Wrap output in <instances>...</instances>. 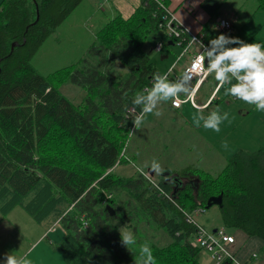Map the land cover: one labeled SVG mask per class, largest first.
<instances>
[{
  "label": "trees",
  "instance_id": "obj_1",
  "mask_svg": "<svg viewBox=\"0 0 264 264\" xmlns=\"http://www.w3.org/2000/svg\"><path fill=\"white\" fill-rule=\"evenodd\" d=\"M81 1L0 2V214L19 205L36 222L56 221L64 232L57 247L65 264H138L145 242L154 264H206L188 243L198 223L191 215L221 192V225L264 241V148H239L215 172L196 163L165 166L153 186L144 172L124 176L113 169L126 160L131 101L157 74L144 49L147 37L162 29L157 1L140 0L130 14L109 17L78 62L47 74L32 65L42 42ZM225 1L201 0L200 6L214 15ZM246 1L253 14H264V0ZM207 30L203 25L209 44L216 33ZM246 33L249 40L254 36ZM66 81L85 90L82 101L60 91ZM216 92L209 104L235 100L218 86ZM122 226L135 245L122 244ZM156 234L166 240L153 241ZM251 256L243 261L252 264Z\"/></svg>",
  "mask_w": 264,
  "mask_h": 264
},
{
  "label": "rangeland",
  "instance_id": "obj_2",
  "mask_svg": "<svg viewBox=\"0 0 264 264\" xmlns=\"http://www.w3.org/2000/svg\"><path fill=\"white\" fill-rule=\"evenodd\" d=\"M233 3L235 5L238 4L236 0L233 1ZM109 4L110 1L105 2L101 0L100 3L99 0H82L75 6L64 21L56 27L54 32L42 42L32 57V65L37 71L41 74H47L56 68L76 63L79 61L78 59L80 57L86 56L89 45L95 39L96 32L101 25L107 21L106 19L110 17L107 14L106 19L103 18V14L109 12H103V8H107ZM229 4L232 5V3ZM245 6L244 4L237 14V18L235 19L236 24L239 23V15L243 13V8ZM232 7L234 10L238 9L234 5H232ZM245 9L249 10L248 8ZM232 19L231 17V20ZM231 27L233 28L232 23ZM228 31L229 30H226L223 34L229 36ZM236 31L237 28L233 32L236 33ZM244 31H246V26ZM158 39L163 40L160 50L154 48ZM166 39L165 32L160 29L156 33L149 35L144 44L145 51L154 62L160 74L168 72L169 68L174 64L176 68L187 55V52L179 45H168V43L165 42ZM162 54L166 56L163 57ZM169 65L171 66L169 67ZM115 67L120 74L126 71V68L117 60ZM206 77H208V74H206ZM59 89L74 103L82 101L85 96V90L82 87L68 81L63 82L59 86ZM160 110L163 113L160 117L148 114L145 117L143 125L139 129L133 127L132 133L128 137V143L123 149L124 154H126L124 157L126 160L113 167L116 173L126 176L131 175L134 171L138 170L135 167L137 165L142 168V172L146 173L152 180H156L155 178H161V175L154 173L149 167H145V165H150L153 159H156L160 163L162 169L165 166L178 168L188 163H196L210 172L218 171L222 167L218 166V163H213L210 166H206L204 162L201 163L198 159L200 158V152L203 154L205 153L204 150L199 149L203 139L199 135L195 137L194 129L190 126H186L182 119L178 120L175 117H170L167 113H164L162 108H160ZM179 111H182V114H184L188 122H192V116L197 110L191 107L189 102H186L182 104ZM249 122L247 121V124H249ZM200 129L201 131L205 130L201 127ZM201 131L200 133H202ZM131 155H135L136 158L132 159ZM210 157L213 156L209 154L207 158L212 159ZM146 169L151 173L146 172ZM10 215L8 220H10L14 232L7 238V247L12 254L17 256V254L22 253V250L26 248L32 236H34L35 231L33 230L32 235H30V230L35 226H37L36 228L39 227L36 221L19 205L12 210ZM193 218L198 223L206 225L207 228L221 225L220 210L215 204L208 208L195 210L193 212ZM30 224H33V227H30ZM143 229L148 231L146 227H143ZM120 230L123 233L129 231L123 226L120 227ZM234 230L233 228H227L228 232L236 234ZM45 237L46 236L43 238ZM161 239L166 240L162 234H156L153 241H161ZM42 242L47 246V251L43 252V260L39 264H65L63 253L58 249L57 242L53 241L52 244H50L47 239H42ZM197 257L206 264H214L210 259L209 252L199 250Z\"/></svg>",
  "mask_w": 264,
  "mask_h": 264
},
{
  "label": "crops",
  "instance_id": "obj_3",
  "mask_svg": "<svg viewBox=\"0 0 264 264\" xmlns=\"http://www.w3.org/2000/svg\"><path fill=\"white\" fill-rule=\"evenodd\" d=\"M107 1H110V4L107 8H103V12H109H105L103 14L104 19H106L107 14L111 17L118 12L123 15H128L133 11L135 6L140 3V0H106L105 2ZM168 1L169 5H171L172 11L175 13L180 23H182L190 31V33L202 34V40L204 35L202 32L203 25L207 27V32L216 33V37L219 34L226 32V30L220 28L217 21L218 17H224L233 24L232 30L228 31L229 36H231V33H234L233 31L237 28V32H239L233 37H238L240 40L246 43H262L264 41V14L261 13V16L253 14V10H251V8H248L250 11L246 10L245 8L247 6H245L243 8V13H240L239 15V23H235V19L237 18V14L240 12L241 7L247 3L246 0H236L238 2L236 5L233 3L235 0H226L219 12L214 15H210L200 6L201 0ZM99 2L101 3V0H99ZM229 3H232V5L238 9L234 10L232 5ZM231 17L233 18L232 20ZM261 22L262 25H260ZM245 26L246 31H244ZM248 31L253 32L254 34L250 40L246 33ZM208 35L211 36L210 34ZM213 38H215V36ZM209 39L211 40L212 38L209 37ZM169 40L173 41L172 39ZM173 44H175L174 41ZM162 56L165 57L166 55L162 54ZM189 59L190 54L187 52L186 57H184V59L176 66V68L174 67L175 64L173 66L169 65V67L171 66L168 70V72H171L170 77L174 75H181L182 69L187 64ZM157 74L160 73L157 71ZM191 85V88H193L194 81H191ZM217 86L218 83L215 81L214 76L208 75V77H206L202 83H200L197 87H194L193 101L195 105H193L190 101L189 105L196 110L197 108H202L204 110L205 116L217 107H219L222 111L229 112L232 122L228 123L225 121L221 125V131L219 133L206 129L201 131L200 127L194 126L193 122H188L184 114H182V111H179L182 107V104L185 102H183L180 107L171 106L170 102H167L160 105V108H162L164 113H167L170 117H175L178 120L182 119L186 126H190L192 129H194L195 137H198L199 135L203 139L202 145L199 149L204 150L205 153L203 154L200 152V158L198 159L201 161V163L204 162L206 166H210L213 163H218V166L223 167L226 159L239 148L251 152L256 151L259 148H264V112L257 111L253 105L246 104L245 102L238 99L227 102L216 101L214 104H209L210 100L217 94ZM184 96L185 95L182 94L180 97L183 98ZM247 121H250L249 124H247ZM201 128L204 129L202 126ZM199 130L202 133H200ZM225 140L229 143L228 150H225L221 146L222 141ZM209 154L213 156L210 157L212 159L207 158ZM15 207H13L5 215L0 214V264H4L6 255H14L7 247V238L11 233L14 232V229H12L13 226L8 219ZM54 222L55 221H51V218H47L41 222H36L39 228H36L37 226L33 227V224H30V227H33L30 230V235H32V231L34 230V236H32V239L26 248L22 250V253L17 254V257L27 256V258L30 260V264L41 263L43 260V252L47 251V246L42 242V239H47L49 243L52 244L53 241L59 242L64 234L63 229L61 227L59 228L57 223L54 225ZM51 226H55V229L48 231V228ZM234 231H236V234H232L235 236L236 240L233 246L237 257L240 260H246L253 251H257L258 256L255 258V260H253L254 262H252V264H264V241L258 237L247 236L239 229H235ZM44 236L47 238H43Z\"/></svg>",
  "mask_w": 264,
  "mask_h": 264
},
{
  "label": "clouds",
  "instance_id": "obj_4",
  "mask_svg": "<svg viewBox=\"0 0 264 264\" xmlns=\"http://www.w3.org/2000/svg\"><path fill=\"white\" fill-rule=\"evenodd\" d=\"M199 43L202 51L197 58L199 68L197 75L206 72L214 76L218 83V91L222 88L225 95L253 105L257 111L264 112V45L258 42L246 43L238 37L225 34H219L211 39L208 46ZM170 76L171 72L156 74L151 87L137 93L132 99L125 121L131 118L134 128L139 129L148 114L156 117L163 115L160 105L170 101L174 103L182 94L187 95L191 92L193 79L191 72L183 73L175 79H170ZM225 121L232 122L230 113L222 111L219 107L206 116L202 108H197L192 116L194 126H202L217 133L221 131V125ZM221 146L228 150V141H222ZM145 167L160 175L164 171L156 159ZM138 170L143 171L142 168ZM121 242L128 248L137 241L134 234L128 231L121 234ZM4 264H30V260L27 256L17 257L9 254L6 255ZM138 264H154L148 242L140 246Z\"/></svg>",
  "mask_w": 264,
  "mask_h": 264
},
{
  "label": "built area",
  "instance_id": "obj_5",
  "mask_svg": "<svg viewBox=\"0 0 264 264\" xmlns=\"http://www.w3.org/2000/svg\"><path fill=\"white\" fill-rule=\"evenodd\" d=\"M155 1H157V6L164 10L162 22L159 26L163 29V31L167 35V38L172 39L176 45H179L183 50L189 52L190 54V59L183 67L182 74L191 72L193 75L192 81H194L193 88H191V92L189 94L185 95L183 98L179 97L177 100H175L174 103L170 101V103L174 107H179L185 101H190L193 105H195L193 101L194 87H197L204 80L207 74L206 72H204L197 75V73L199 72V68L197 67V58L202 51L199 42H201L205 46L208 45L203 42L202 34L190 33V31L182 23H180L172 9L168 8L163 3V0ZM217 21L220 28L223 30H230L232 28L231 22L224 17H218ZM161 46L162 41L158 40L155 43L154 48L156 50H160ZM178 76L180 75H174L169 78L175 79ZM143 174L146 178H148L150 185L153 186L154 181L150 179L147 174ZM191 216L193 218V213ZM188 218L191 219L190 215L187 214L186 220H189ZM55 224L56 221L54 222V225ZM53 229H55V226H51L50 228H48V231ZM235 240V236L232 233L228 232L227 229L222 225L218 227L207 228L200 223H197L196 230L193 236L189 239L188 243L193 248H198L199 250L209 252L210 259L214 264H246V262L240 260L236 255V251L233 246ZM251 255L256 258L258 256L257 251H253Z\"/></svg>",
  "mask_w": 264,
  "mask_h": 264
},
{
  "label": "water",
  "instance_id": "obj_6",
  "mask_svg": "<svg viewBox=\"0 0 264 264\" xmlns=\"http://www.w3.org/2000/svg\"><path fill=\"white\" fill-rule=\"evenodd\" d=\"M14 42H12L11 45H13ZM168 44H173V41L168 40ZM217 205L218 207L222 206V193L220 192L217 195H210L205 202V208L210 207L211 205ZM106 207L110 210V213L113 214L114 210L112 209V207L107 204Z\"/></svg>",
  "mask_w": 264,
  "mask_h": 264
},
{
  "label": "bare ground",
  "instance_id": "obj_7",
  "mask_svg": "<svg viewBox=\"0 0 264 264\" xmlns=\"http://www.w3.org/2000/svg\"><path fill=\"white\" fill-rule=\"evenodd\" d=\"M217 25H218V24H217ZM232 25H233V24H232ZM219 30H220V28H219ZM167 41H168V40H167ZM166 73H167V72H166ZM205 226H206V225H205ZM249 256H250V255H249ZM251 257H252V256H251ZM253 258H254V257H253ZM250 260H251V259H250ZM250 260H249V261H250ZM252 260H253V259H252ZM254 260H255V259H254ZM252 262H254V261H252Z\"/></svg>",
  "mask_w": 264,
  "mask_h": 264
}]
</instances>
